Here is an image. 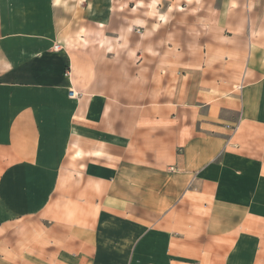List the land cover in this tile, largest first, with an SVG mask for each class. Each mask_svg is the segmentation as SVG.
Returning <instances> with one entry per match:
<instances>
[{
  "label": "crops",
  "instance_id": "0c3cea01",
  "mask_svg": "<svg viewBox=\"0 0 264 264\" xmlns=\"http://www.w3.org/2000/svg\"><path fill=\"white\" fill-rule=\"evenodd\" d=\"M172 1L0 0V264H264V0Z\"/></svg>",
  "mask_w": 264,
  "mask_h": 264
},
{
  "label": "rangeland",
  "instance_id": "374dc122",
  "mask_svg": "<svg viewBox=\"0 0 264 264\" xmlns=\"http://www.w3.org/2000/svg\"><path fill=\"white\" fill-rule=\"evenodd\" d=\"M115 1L117 2V0H115ZM118 1H121V0H118ZM185 1L186 0H173L172 1L173 2L172 8H173V10H175L174 11L175 16H185L186 11H185V9H182L180 6V4H182V2L184 3ZM206 1H207V3L202 4V6H204L206 9H211L212 7H217V5H219V3L221 1L227 2V0H206ZM210 1L213 3L212 4L209 3ZM194 2L197 3V2H199V0H194ZM231 2L233 3L234 1H231ZM119 3L122 4L121 2H119ZM117 6H118V3H117ZM164 6H165V4H164ZM136 12H137V10H133V11H131V14L135 15ZM151 12H153V11L151 10ZM182 23H184V20L179 19V25Z\"/></svg>",
  "mask_w": 264,
  "mask_h": 264
},
{
  "label": "built area",
  "instance_id": "2783aa9c",
  "mask_svg": "<svg viewBox=\"0 0 264 264\" xmlns=\"http://www.w3.org/2000/svg\"><path fill=\"white\" fill-rule=\"evenodd\" d=\"M57 46H55V48H56ZM72 91V90H71ZM75 94L74 93H72L70 96L72 97V96H74Z\"/></svg>",
  "mask_w": 264,
  "mask_h": 264
}]
</instances>
